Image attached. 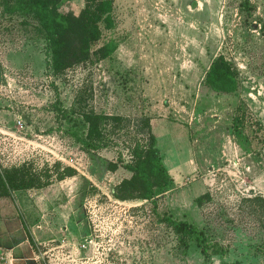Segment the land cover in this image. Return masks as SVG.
I'll return each mask as SVG.
<instances>
[{"label": "rangeland", "instance_id": "rangeland-1", "mask_svg": "<svg viewBox=\"0 0 264 264\" xmlns=\"http://www.w3.org/2000/svg\"><path fill=\"white\" fill-rule=\"evenodd\" d=\"M243 2L112 0L96 47L111 39L116 50L62 73L39 23L0 6V165L27 161L53 179L0 197V264H264V0ZM220 54L234 91L206 83ZM87 113L121 118L104 123L107 146L79 139ZM145 116L167 173L154 200H120L115 187L133 173L108 166L146 143ZM66 166L76 174L57 179ZM162 216L188 220L228 253L203 254Z\"/></svg>", "mask_w": 264, "mask_h": 264}, {"label": "trees", "instance_id": "trees-1", "mask_svg": "<svg viewBox=\"0 0 264 264\" xmlns=\"http://www.w3.org/2000/svg\"><path fill=\"white\" fill-rule=\"evenodd\" d=\"M248 5L249 0L243 2ZM64 0H0L3 12L9 14L21 13L33 17L45 34L49 49V65L55 73L89 61L92 51L100 59L107 58L116 50L114 40H107L97 46L101 38L102 28L112 27V0H86L85 7L79 14H70L63 9ZM249 7V6H248ZM206 83L217 91L231 92L237 88L235 71L229 60L222 54L211 62L206 71ZM106 119L121 120L119 116H107L87 113L85 120L89 124V135L80 138L88 149H100L108 145L103 135ZM143 131L147 134L145 144H138L132 148V160L125 162L121 157L109 163V169L115 170L119 163L133 174L124 178L115 187L114 197L120 200H154L156 178L167 173L157 138L152 131L149 117L140 119ZM100 125H102L100 127ZM120 161V162H119ZM60 163L54 164L57 166ZM71 166L57 171L56 178L61 180L76 174ZM51 175H42L32 163L23 162L5 167L0 165V197L10 196L14 191L35 187H42L51 183ZM210 199L209 193L201 194L197 202L202 204ZM264 201V198H259ZM163 221L171 223L178 233L189 234L205 255H219L224 257L229 248L216 241L209 240L205 232L188 220H177L171 216H162Z\"/></svg>", "mask_w": 264, "mask_h": 264}]
</instances>
